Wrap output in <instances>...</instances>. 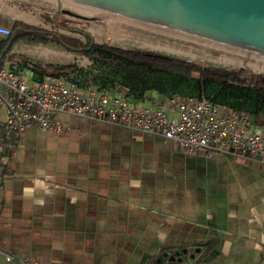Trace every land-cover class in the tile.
<instances>
[{"label": "crops", "instance_id": "0c3cea01", "mask_svg": "<svg viewBox=\"0 0 264 264\" xmlns=\"http://www.w3.org/2000/svg\"><path fill=\"white\" fill-rule=\"evenodd\" d=\"M22 41L3 51L6 61L44 53L72 65L79 55ZM254 118L264 125V99ZM57 119L63 131L27 129L7 161L0 264H264V161L189 154L164 136L68 113Z\"/></svg>", "mask_w": 264, "mask_h": 264}, {"label": "built area", "instance_id": "2783aa9c", "mask_svg": "<svg viewBox=\"0 0 264 264\" xmlns=\"http://www.w3.org/2000/svg\"><path fill=\"white\" fill-rule=\"evenodd\" d=\"M12 33L10 26L0 24V40ZM72 65V71L38 77L19 59L6 61L0 48V106L7 111L1 128L5 140L0 139V181L9 174L7 161L16 150L13 141L33 126L63 131L57 119L61 113L164 136L189 154L264 161V125L251 113L224 114L207 97L160 95L152 102L120 81L98 79L99 72L93 73L98 62L91 57L78 55ZM3 254L7 261L14 258Z\"/></svg>", "mask_w": 264, "mask_h": 264}, {"label": "water", "instance_id": "95a60500", "mask_svg": "<svg viewBox=\"0 0 264 264\" xmlns=\"http://www.w3.org/2000/svg\"><path fill=\"white\" fill-rule=\"evenodd\" d=\"M36 1L59 7L57 13L72 11L235 61L264 66V0Z\"/></svg>", "mask_w": 264, "mask_h": 264}, {"label": "trees", "instance_id": "16d2710c", "mask_svg": "<svg viewBox=\"0 0 264 264\" xmlns=\"http://www.w3.org/2000/svg\"><path fill=\"white\" fill-rule=\"evenodd\" d=\"M11 28L13 31L12 35L6 39L0 40V48L5 54L8 53L12 45L20 39H27L30 42L44 44L56 42L70 51L82 53L95 59V61L101 63L104 67L108 66L112 69V67L117 64L121 67L131 69L133 66H138L140 68H145L148 73L151 74V79L149 80H153V83L158 78V73H161L169 75L172 79L171 82L176 79V86L181 83L180 88H190V93L179 91V88L164 87L162 89H157L158 93L161 95L179 94L190 97H207L215 103L226 102L232 107L236 106L235 108H237L238 111L249 112L253 115H256V112L259 111L261 101L264 99V76H255L248 80L227 69L205 67L185 59L152 52L98 44L94 43L92 39L88 45L82 47L81 43L80 46L77 45V43H71V40L66 36L60 34L54 36L53 33L47 30L30 28L21 21H14ZM19 59L24 66L34 71L38 77H42L46 74H61L75 69L74 65L43 63L25 56H19ZM195 73L198 76H195ZM103 79L111 83L120 81L130 86L134 93L141 98L146 94L147 90L151 88L155 89L154 85L152 87L151 83L143 80V76L130 83L123 82L119 77H114V79ZM248 81H250L249 85H252L243 88L242 84ZM138 82H141V84H138ZM5 125V123L0 124V139L3 141L5 140L4 131L1 128ZM13 142L17 145L18 139H15Z\"/></svg>", "mask_w": 264, "mask_h": 264}, {"label": "rangeland", "instance_id": "374dc122", "mask_svg": "<svg viewBox=\"0 0 264 264\" xmlns=\"http://www.w3.org/2000/svg\"><path fill=\"white\" fill-rule=\"evenodd\" d=\"M58 8L59 7H55L36 0H0V24H5L11 27L14 21H21L30 28H34L37 30H47L53 33L54 36H56L57 34L66 36L71 40V43H77V45L79 46L81 43L82 47L88 45V43L91 42L92 39L94 43L98 44H105L113 47H120L123 49L152 52L165 56L185 59L187 61H191L205 67L227 69L233 71L242 78L264 76V72H259L258 70H254L250 66L244 65L245 62L244 64H239L238 62H234L235 60H230L229 58H226L227 62H223L224 58L222 56L220 58L219 55H215L192 47L190 48L191 52L195 54L194 58H191L186 54H181L178 56L176 54H168L154 51L146 47H141L139 46V44H137L141 40L139 37H148L154 40H161L163 42H165L166 40L68 10V12L64 11L57 13L56 11ZM109 27L112 28L109 29ZM117 28L119 29V31ZM169 42L173 43L172 41ZM21 43L24 44L34 42L23 39ZM180 46L183 49H190L189 46H185L182 44ZM44 47L48 48V43ZM31 54L32 55L19 54V56L29 57L38 61L40 60V62L43 63H47L50 59L47 58L50 56H46L44 53L42 55L39 54L40 56H37V53V55H34L33 53ZM79 55H82V53H79ZM218 58H220L221 61L215 62L214 60ZM56 64L59 65V63ZM95 72H99L97 75L98 79H114V77H119V79H121L125 83H130L131 81L137 80L139 77L143 76V80L151 83L152 87L153 85L155 87V89L151 88L150 90L146 91V96L152 102H155L159 99V97H161V94L158 93L157 89H162L164 87L175 89L179 88V91L190 93L189 87L180 88L181 83L176 86V79L171 82L172 79L169 77V75L158 73V78L153 83V80H149L151 79V74L148 73L145 68H140L138 66H133L131 69H129L115 64L111 69L108 66L104 67L101 63L98 62V65H95L93 70V73ZM194 75L197 74L195 73ZM168 81H170L172 84ZM138 84H141V82H138Z\"/></svg>", "mask_w": 264, "mask_h": 264}, {"label": "bare ground", "instance_id": "6f19581e", "mask_svg": "<svg viewBox=\"0 0 264 264\" xmlns=\"http://www.w3.org/2000/svg\"><path fill=\"white\" fill-rule=\"evenodd\" d=\"M110 26V25H109ZM112 28V27H109V29ZM114 29V27H113ZM112 29V30H113ZM118 29V28H117ZM107 30V29H106ZM119 31V29H118ZM126 31V30H125ZM111 32V31H110ZM116 32V31H115ZM112 33V32H111ZM122 33V32H121ZM115 34V33H114ZM124 34V33H123ZM121 35V34H120ZM141 40L137 43L139 44V46L141 47H146V48H149L151 50H154V51H159V52H163V53H168V54H176V55H181V54H186V55H189L191 58H194L195 57V54H193L191 52V48L190 49H183L179 44V43H170L168 40H166L165 42L161 41V40H154V39H151V38H148V37H139ZM221 58V56H220ZM218 58V59H215L214 61L215 62H219L221 61V59ZM223 62L226 61V58L223 57ZM218 60V61H216ZM232 60V59H230ZM227 62V61H226ZM234 62H238L239 64H244V62H240V61H234ZM244 65L246 66H250L251 68H253L254 70H258L259 72H264V66H261V65H256V64H251V63H245ZM246 68V67H245Z\"/></svg>", "mask_w": 264, "mask_h": 264}, {"label": "flooded vegetation", "instance_id": "af4514ba", "mask_svg": "<svg viewBox=\"0 0 264 264\" xmlns=\"http://www.w3.org/2000/svg\"><path fill=\"white\" fill-rule=\"evenodd\" d=\"M31 30V29H30Z\"/></svg>", "mask_w": 264, "mask_h": 264}]
</instances>
